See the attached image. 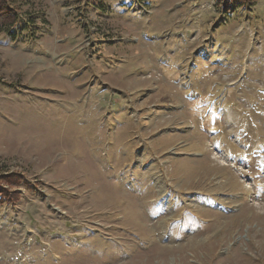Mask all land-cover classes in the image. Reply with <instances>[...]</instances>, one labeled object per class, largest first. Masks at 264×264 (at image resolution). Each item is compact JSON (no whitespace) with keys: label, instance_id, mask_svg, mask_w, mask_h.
Masks as SVG:
<instances>
[{"label":"rangeland","instance_id":"374dc122","mask_svg":"<svg viewBox=\"0 0 264 264\" xmlns=\"http://www.w3.org/2000/svg\"><path fill=\"white\" fill-rule=\"evenodd\" d=\"M224 1L13 3L0 264H264V0Z\"/></svg>","mask_w":264,"mask_h":264},{"label":"trees","instance_id":"16d2710c","mask_svg":"<svg viewBox=\"0 0 264 264\" xmlns=\"http://www.w3.org/2000/svg\"><path fill=\"white\" fill-rule=\"evenodd\" d=\"M248 0H227L223 3L225 5H231L235 4L237 6V9L246 7L245 4ZM18 2V0H0V24H3L4 26H7L8 29L14 30L15 27L19 24V19L16 17V15H13L12 13L16 14L15 9H13V3ZM252 2V1H251ZM251 6V5H250ZM15 8V7H14ZM19 10L18 8H16ZM5 11H7L9 14H6Z\"/></svg>","mask_w":264,"mask_h":264},{"label":"crops","instance_id":"0c3cea01","mask_svg":"<svg viewBox=\"0 0 264 264\" xmlns=\"http://www.w3.org/2000/svg\"><path fill=\"white\" fill-rule=\"evenodd\" d=\"M120 63V62H119ZM120 68V67H119ZM114 69H116V68H114ZM118 69V68H117ZM119 77V76H118ZM117 77V78H118ZM121 82H124V79H119ZM118 81V80H117ZM113 83V84H112ZM111 84H109V86L111 87V88H113V91L112 90H107V88H104V89H102V90H99V89H97L96 88V92L99 90V92H101L100 94L102 95V96H106V95H108V94H113V95H111V96H117V97H121V96H118V95H122V94H120V92H122V90H124V88L125 87H123V84H121V83H117V82H115V81H113ZM88 91H91V88L90 89H88ZM88 93V92H87ZM109 95V96H110ZM121 99V98H120ZM122 100V99H121ZM120 100V101H121ZM124 100V99H123ZM126 103H128V102H126ZM132 103V102H131ZM125 108H126V106H125ZM124 107H123V111L122 112H125L126 111V109H125ZM111 112L112 113H114V111H113V109L111 110ZM111 113H109L108 115H110ZM114 114H112V116H113ZM108 118H110V117H108ZM115 118H113L112 117V120H114ZM181 131V130H180ZM168 133H170V132H168ZM181 133V132H180ZM153 134H155V133H153ZM161 135V134H160ZM160 135H158V136H160ZM157 135L154 137V139L155 138H157L158 137ZM154 139L152 140V142L150 143V145H152V147H154V146H156V143L154 142ZM178 144V143H177ZM174 146V145H173ZM173 146H171V148L173 147Z\"/></svg>","mask_w":264,"mask_h":264},{"label":"bare ground","instance_id":"6f19581e","mask_svg":"<svg viewBox=\"0 0 264 264\" xmlns=\"http://www.w3.org/2000/svg\"><path fill=\"white\" fill-rule=\"evenodd\" d=\"M261 77V76H260ZM264 79V78H263ZM257 90V89H256ZM252 91V90H251ZM190 183V182H189ZM195 184H197V183H195ZM220 184V183H219Z\"/></svg>","mask_w":264,"mask_h":264}]
</instances>
